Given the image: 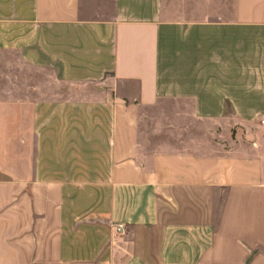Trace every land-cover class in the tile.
Segmentation results:
<instances>
[{"label":"crops","instance_id":"0c3cea01","mask_svg":"<svg viewBox=\"0 0 264 264\" xmlns=\"http://www.w3.org/2000/svg\"><path fill=\"white\" fill-rule=\"evenodd\" d=\"M263 118L264 0H0V264H264Z\"/></svg>","mask_w":264,"mask_h":264},{"label":"built area","instance_id":"2783aa9c","mask_svg":"<svg viewBox=\"0 0 264 264\" xmlns=\"http://www.w3.org/2000/svg\"><path fill=\"white\" fill-rule=\"evenodd\" d=\"M261 122L264 123V118L262 119ZM122 228H123V224H120V225H119V229H122Z\"/></svg>","mask_w":264,"mask_h":264}]
</instances>
